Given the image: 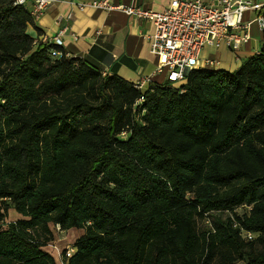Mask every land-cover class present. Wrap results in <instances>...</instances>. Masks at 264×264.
Returning a JSON list of instances; mask_svg holds the SVG:
<instances>
[{"label": "trees", "instance_id": "trees-1", "mask_svg": "<svg viewBox=\"0 0 264 264\" xmlns=\"http://www.w3.org/2000/svg\"><path fill=\"white\" fill-rule=\"evenodd\" d=\"M30 25L0 0V264L74 228L65 264H264V28L236 70L138 88Z\"/></svg>", "mask_w": 264, "mask_h": 264}, {"label": "crops", "instance_id": "crops-1", "mask_svg": "<svg viewBox=\"0 0 264 264\" xmlns=\"http://www.w3.org/2000/svg\"><path fill=\"white\" fill-rule=\"evenodd\" d=\"M89 1L51 0L42 13L34 17V25L42 33L38 34L34 25H30L28 31L38 40L46 41L64 30L61 35L63 48L69 55H87L103 69L112 70L129 81H144L143 88L148 87L151 82L166 81V71L157 70V56L150 50L149 36L155 31L154 23L147 18L129 14L121 8L105 9L91 3L80 7L79 3ZM111 1L114 4L134 5L156 11L165 9L170 3V0ZM254 1L264 3V0ZM263 7L264 5H260L257 9L245 12V20L251 21L247 42L237 50L229 48L224 41L219 45L206 44L199 52L198 67L233 71L249 56L258 53L263 29L256 18L262 14ZM70 235L76 238L78 232L72 231ZM62 242L63 238H59L54 241L56 248L50 245L58 255ZM53 254L58 261L57 255Z\"/></svg>", "mask_w": 264, "mask_h": 264}, {"label": "built area", "instance_id": "built-area-1", "mask_svg": "<svg viewBox=\"0 0 264 264\" xmlns=\"http://www.w3.org/2000/svg\"><path fill=\"white\" fill-rule=\"evenodd\" d=\"M13 1L27 5L33 17H38L51 0ZM87 3L105 9L121 8L129 14L151 20L155 31L149 36V44L151 52L157 56V70H165L166 80L174 84L184 82L190 72L198 68L199 52L206 44L219 45L224 41L229 48L237 50L247 42L251 21L245 20V12L264 5L254 0H170L169 5L161 11L114 4L111 0H90L79 5L84 7ZM256 20L263 29L264 16L259 14ZM63 32L60 31L50 41L63 46ZM62 53L59 49L52 50L53 55ZM64 53L69 56L67 52ZM143 83L141 80L134 82L138 88L143 87ZM57 229H60L59 225ZM248 236L252 234L248 233ZM73 251L71 244L67 245L65 256H71ZM60 257L62 264H65L61 254Z\"/></svg>", "mask_w": 264, "mask_h": 264}, {"label": "rangeland", "instance_id": "rangeland-1", "mask_svg": "<svg viewBox=\"0 0 264 264\" xmlns=\"http://www.w3.org/2000/svg\"><path fill=\"white\" fill-rule=\"evenodd\" d=\"M213 216H211L210 219H212L213 217H215L216 214H212ZM225 215V214H224ZM20 215L18 213H16L13 209L9 210V214H8V218L7 220L11 221V220H15L16 218H18ZM222 216V215H221ZM203 224V221L200 220L198 221V226H201ZM55 230V240H58L59 238H63V242L62 244L59 245V250H60V254L61 256H63V247L67 246V245H70L75 236H71L70 234L72 233V231H76L78 232V235H79V232H80V229H77V228H74V229H70V230H67L65 232H61L60 230ZM77 237V236H76ZM61 241H59L60 243ZM56 255H57V258H58V264H62L61 262V257H60V254L58 255L56 251H53ZM238 264H243V262H239Z\"/></svg>", "mask_w": 264, "mask_h": 264}]
</instances>
